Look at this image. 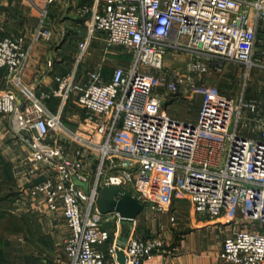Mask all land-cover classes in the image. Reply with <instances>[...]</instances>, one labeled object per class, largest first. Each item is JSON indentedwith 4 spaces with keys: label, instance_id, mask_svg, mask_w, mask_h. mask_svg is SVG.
<instances>
[{
    "label": "built area",
    "instance_id": "obj_1",
    "mask_svg": "<svg viewBox=\"0 0 264 264\" xmlns=\"http://www.w3.org/2000/svg\"><path fill=\"white\" fill-rule=\"evenodd\" d=\"M78 11L90 14L78 62L86 59L97 30L133 55L132 63L115 66L110 78L89 71L79 102L89 121L97 123L90 136L63 120L77 88L76 70L57 75V87L38 92L22 79L29 55L24 39H0V66L8 68L11 83L0 91V114L29 139L31 172H49L30 194L44 198L52 210H63L71 233L61 264H144L162 248L160 238L132 236L114 239L107 250L100 247L111 236L101 225L96 203L106 184L133 186L143 203L159 210L176 198L187 199L193 211L212 218L231 212L264 223V124L258 137L240 131L250 113L264 121L257 99L226 95L189 79L204 100L198 121L180 120L162 108L155 88L159 83L177 92L183 77L167 82L152 71L162 70L173 53L188 57L192 74H206L222 62L248 70L264 66V58L256 55L264 42L259 37L264 0H97ZM50 98L59 99L57 110L48 105ZM221 153L226 157L219 164ZM90 156L95 168L88 163ZM220 257L230 264H264V232L235 231L225 239Z\"/></svg>",
    "mask_w": 264,
    "mask_h": 264
},
{
    "label": "crops",
    "instance_id": "obj_2",
    "mask_svg": "<svg viewBox=\"0 0 264 264\" xmlns=\"http://www.w3.org/2000/svg\"><path fill=\"white\" fill-rule=\"evenodd\" d=\"M96 3L97 0H0V39L23 38L29 51L22 73L25 83L34 85L38 92L50 90L58 85L57 75L76 70L77 88L64 110L63 120L72 129L89 136L94 134L97 123L89 121L86 109L79 102L89 71H99L110 78L115 66L130 65L133 60L131 53L110 42L105 31L97 30L92 35L91 54L87 62H78L79 43L88 33L90 20L89 13L83 15L78 9L84 5L93 7ZM43 29L47 30L46 35L40 33ZM259 37H264V28L259 29ZM256 55L264 58V42H259ZM178 58L182 61L179 62ZM187 66L188 57L180 53L168 55L165 67L154 73L167 82L175 80L176 76L184 80L177 92L159 83L155 92L162 99V108L172 117L196 122L204 96L191 87L189 79L195 78L196 81L216 86L226 95L235 93L210 81L209 72L192 74ZM255 67L261 66L254 65L249 70L245 66L249 77ZM213 68L216 72L222 70L221 67ZM249 84L247 81L243 90L236 94L243 93L247 99L256 98L258 113L264 118V85L260 86L258 80L255 84L261 90L250 93ZM10 85L8 68L0 66V91ZM47 103L51 109L57 110L59 99L50 98ZM254 118L250 113L240 126L241 133L260 136L259 129L264 121ZM75 146L76 143L73 144ZM30 151L27 136L18 134L10 117L0 114V264H61L66 261V254L63 260L58 248L64 245L71 229L61 208L52 210L44 198H35L30 194L35 183L49 176V172L41 170L35 174L31 172L34 166L28 160ZM225 157V153L217 157L219 164L224 162ZM87 160L95 168L94 156ZM126 190L137 194L133 186ZM100 220L102 227L108 229L111 235L109 241L100 246L104 250L116 238L162 239V248L144 264H230L220 257L228 236L242 228L264 232V223L244 224L247 220H242L239 213L227 212L212 218L207 213L193 211L189 200L177 198L166 210L143 203L141 212L134 220L123 219L117 211H100Z\"/></svg>",
    "mask_w": 264,
    "mask_h": 264
},
{
    "label": "rangeland",
    "instance_id": "obj_3",
    "mask_svg": "<svg viewBox=\"0 0 264 264\" xmlns=\"http://www.w3.org/2000/svg\"><path fill=\"white\" fill-rule=\"evenodd\" d=\"M90 54H91V49H90L88 55L86 56V59H88ZM181 55L185 56L184 54H181ZM86 59L84 60L85 61L84 63L87 62ZM177 60L179 61L180 59L178 58ZM183 60H184L183 62L186 64V60L185 59H183ZM181 61H182V59H181ZM181 61H179V62H181ZM263 63H264V60H263ZM218 66H219V68L221 67L222 70H220L219 72H216V71H214V68H212L210 70L211 72H209V74H211L209 76V79H210V81L214 82L215 85H217V86L219 85L222 89L229 90L231 93L236 94V93H239L240 90L242 91L243 85L246 84L247 81H249V83H250L249 84L250 86L248 89L250 93L258 90L257 85L255 84L258 80H259L260 86L264 85V66L255 67L252 71L251 77L248 76L247 71H246L247 68L245 69V66H243V65L232 63V62H222ZM152 71L154 72L155 69H152ZM193 79L196 80L195 78H193ZM260 90H258V91H260ZM262 91H264V88L262 89ZM28 160H29V157H28ZM0 188H1V185H0ZM250 223H251V221H245L244 224H250ZM256 223L260 224L259 221H256ZM58 250H59V252L62 253L61 254L62 259L64 260L65 253H64L63 244H61L59 246Z\"/></svg>",
    "mask_w": 264,
    "mask_h": 264
},
{
    "label": "water",
    "instance_id": "obj_4",
    "mask_svg": "<svg viewBox=\"0 0 264 264\" xmlns=\"http://www.w3.org/2000/svg\"><path fill=\"white\" fill-rule=\"evenodd\" d=\"M97 204L102 213L117 211L125 220H134L143 208L136 195L116 184H106L100 189ZM119 259L124 261L122 253H119Z\"/></svg>",
    "mask_w": 264,
    "mask_h": 264
}]
</instances>
